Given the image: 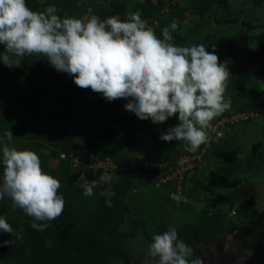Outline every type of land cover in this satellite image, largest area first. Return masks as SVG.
I'll return each instance as SVG.
<instances>
[{
	"label": "trees",
	"instance_id": "16d2710c",
	"mask_svg": "<svg viewBox=\"0 0 264 264\" xmlns=\"http://www.w3.org/2000/svg\"><path fill=\"white\" fill-rule=\"evenodd\" d=\"M27 3L33 10L54 4L61 17L85 19L88 7L101 19L112 15L124 19L135 10L160 38H163L161 30L175 22L178 27L172 32L174 43L203 44L216 52L220 62L227 52H238L234 30L241 31L240 24L248 10L264 8V0H109L108 3L84 0L82 7H77L76 0H27ZM241 9L245 11L232 21L231 34L223 31L230 26L229 22L213 21L216 16L233 15L232 12ZM182 22H187L185 27ZM203 24L208 27L206 32L200 31ZM3 50L0 45V52ZM261 55L264 56V49ZM12 58L11 68L0 62V117L5 128L0 137L10 130L13 139L6 141L9 147L32 150L39 155L44 171L61 183L59 192L65 208L59 218L45 222L49 225L45 230H37L31 226L32 218L15 208L8 197L0 200V217L18 216L8 223L17 228L19 235L0 231V242L11 241V246L0 244V264H115L129 259L126 238L141 232L152 239L154 234H162L169 228L161 209L131 207L127 201L129 193L139 186L142 176L153 184L163 183V188L169 186L172 194L177 193L178 176L165 182L161 179L179 167L182 157H189L192 166L179 181L184 198L180 199L181 207L192 210L188 202L205 197L195 220H185L176 227L179 239L192 248L190 261L201 255L202 244L217 236H229L247 252H254L263 244L264 217L257 207L259 192L255 181L264 174V139L259 137L251 143L259 142L253 144L254 156L250 153L241 156L238 147L228 145L236 139L235 130L250 119L226 122L225 133L228 129L230 133L209 139L195 153L188 152L183 142L160 139L169 124L140 120L125 110L127 99L109 102L91 89L79 88L72 76L58 72L46 57ZM247 61L244 69H230L225 93L231 101L230 109L213 123L244 113L264 117V88L255 81ZM177 116L168 118L173 126L179 123ZM3 146L0 145V155ZM139 146L144 153L135 159L131 152ZM105 158L122 169L112 171L110 180L95 189L93 196H85L78 182H91L105 172L110 173L108 169L91 167ZM212 161L214 164L210 166ZM105 190L115 193L111 207L105 203L106 197L100 195ZM210 194H215L212 198L216 203L213 200L209 203ZM235 205H239L237 209ZM229 210L236 216L228 214Z\"/></svg>",
	"mask_w": 264,
	"mask_h": 264
},
{
	"label": "clouds",
	"instance_id": "9594fccd",
	"mask_svg": "<svg viewBox=\"0 0 264 264\" xmlns=\"http://www.w3.org/2000/svg\"><path fill=\"white\" fill-rule=\"evenodd\" d=\"M76 3L82 7L84 0ZM58 13L54 4L33 10L27 0H0V45L4 47L0 62L11 68L12 56L46 57L58 72L72 76L79 88L91 89L109 102L127 99L125 110L140 120L160 124L178 114L179 123L161 134L162 141L183 142L192 153L208 143L213 121L231 105L225 96L231 74L228 61L220 62L216 52L203 44L174 43L175 22L161 30L160 38L138 11L127 13L124 19L119 15L101 19L91 7L86 19ZM5 137L12 141V132L8 130ZM0 165V200L8 197L32 218L33 228L45 230L46 221L63 214L61 183L44 171L36 152L5 144ZM109 180L105 172L85 183L83 194L93 196ZM100 195L111 207L115 193L105 190ZM0 231L13 232L3 217ZM0 244L11 246V241ZM191 256L192 248L170 225L162 234L153 235L144 264H193Z\"/></svg>",
	"mask_w": 264,
	"mask_h": 264
},
{
	"label": "rangeland",
	"instance_id": "374dc122",
	"mask_svg": "<svg viewBox=\"0 0 264 264\" xmlns=\"http://www.w3.org/2000/svg\"><path fill=\"white\" fill-rule=\"evenodd\" d=\"M101 1L103 3L109 2V0ZM166 9L167 8H164V11ZM244 11V9H241L240 11L232 12L233 15L226 14L224 17L216 16L213 21L215 23H222L225 20L229 22L228 24L230 26H226L223 28L224 30H222L231 34V26L233 25L232 21ZM133 12L136 11L134 10ZM243 20V23H241L242 25L240 24L241 31L234 30V38L238 41L239 50L236 54L234 52H227L226 55H224L222 62L228 61L229 69H234L236 67H242L244 69L247 66L246 60H248V69L252 72V74H254L255 81L262 88H264V56L261 55L264 49V8L261 10L255 7L248 10ZM181 24L182 27H185L187 22H182ZM207 29L208 27L205 24L200 27L201 32H206ZM227 99H229V97ZM1 105L2 102H0V106ZM229 118V120L224 118L219 122L213 123V128L210 129L209 139L214 140L219 136H224L225 134L230 133L231 130L229 129L227 130V133H225L227 125L226 122H232L239 118L242 120L250 119L249 123L238 127L237 131L235 130L236 139L229 142L228 145L231 147H238L241 152V156L247 157L248 153L252 155L251 150L256 146L253 144H259V142L253 144L251 143L256 141L259 137L262 138V140L264 139V134L262 133V130H264V117L244 113L236 117ZM1 124H3V120L0 117V133H3L5 128H3ZM165 124H169V128L173 127L168 120ZM6 141L7 138L5 136L0 137V145H5ZM140 146L131 152L135 159L140 158L144 153V149ZM213 164L214 162L212 161L210 166ZM110 170L109 175L111 176L112 171H117L118 169L111 166ZM142 177L143 178L139 179V186L136 187L133 192H130L127 197L128 204L131 207L140 205L152 211L161 209L162 219L165 220L168 226L171 225L178 227L180 223L185 220H195L196 212L202 205H204L203 203L205 197H201V199L196 200L195 202L190 200L188 204L191 206L192 210H184L180 203V199L183 200L181 194L178 192L172 194L169 186L167 188H163V183L156 182V184H153L146 180V176ZM255 182L259 192L257 207L264 217V174L256 179ZM85 183V181L78 182L80 186H83ZM179 188L180 186H178V190ZM168 192H170V194ZM218 192L224 193L225 190H219ZM214 195L215 194H210L208 198V201L210 200L209 203L212 200L216 203V200L212 198ZM238 206L239 205H235L234 207L237 209ZM208 208L211 209L212 206L209 204ZM231 211L232 210H229L228 214L233 216L234 214ZM251 211H253L254 214L257 213V210H254L253 208H251ZM17 217L18 216H12L9 214L6 220L7 222H12L16 220ZM235 219L237 220L238 217ZM12 228L16 236H19L17 228ZM151 241L152 239H147L141 232H136L134 235L126 238V244L129 248V259L120 260L115 264H144L147 245L151 243ZM195 259H197L196 263H194L193 259V264H264V242L256 251L247 252L236 246L228 236H217L201 245V255ZM240 259L243 263H241Z\"/></svg>",
	"mask_w": 264,
	"mask_h": 264
},
{
	"label": "built area",
	"instance_id": "2783aa9c",
	"mask_svg": "<svg viewBox=\"0 0 264 264\" xmlns=\"http://www.w3.org/2000/svg\"><path fill=\"white\" fill-rule=\"evenodd\" d=\"M178 165H179V167L177 169L172 170L170 174H167L166 176L162 177L161 181L165 182L172 177L178 176V179L176 178V180H177L176 186H177V192L179 194H181L180 193L181 189L179 188V190H178V186H180L179 181L182 179V174L184 173V171L187 170L188 168H190L192 166V163L190 162L189 157H182L179 159ZM111 166L114 168L120 169V170L122 169V167L113 165L112 162L110 161V159H108V158H105L104 160L97 161L91 165V167H101L104 170H107V169L110 170ZM182 199H184V198H182ZM231 212L234 213L233 210Z\"/></svg>",
	"mask_w": 264,
	"mask_h": 264
},
{
	"label": "flooded vegetation",
	"instance_id": "af4514ba",
	"mask_svg": "<svg viewBox=\"0 0 264 264\" xmlns=\"http://www.w3.org/2000/svg\"><path fill=\"white\" fill-rule=\"evenodd\" d=\"M261 10H262V9H261ZM248 161H252V160H251V158H248ZM228 237H229V236H228ZM229 238H230V237H229ZM236 246H237V245H236ZM196 260H197V259H194V260H193V261H194V263H196ZM240 260H241V259H240ZM191 261H192V260H191ZM241 263H243V261H242V260H241Z\"/></svg>",
	"mask_w": 264,
	"mask_h": 264
},
{
	"label": "water",
	"instance_id": "95a60500",
	"mask_svg": "<svg viewBox=\"0 0 264 264\" xmlns=\"http://www.w3.org/2000/svg\"><path fill=\"white\" fill-rule=\"evenodd\" d=\"M255 150H256V147H254V148L251 150V154H252V156L255 155Z\"/></svg>",
	"mask_w": 264,
	"mask_h": 264
}]
</instances>
